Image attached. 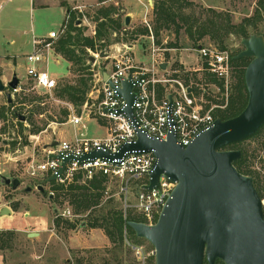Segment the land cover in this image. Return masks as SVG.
<instances>
[{"label": "rangeland", "instance_id": "374dc122", "mask_svg": "<svg viewBox=\"0 0 264 264\" xmlns=\"http://www.w3.org/2000/svg\"><path fill=\"white\" fill-rule=\"evenodd\" d=\"M188 1L191 4L185 7L183 12L185 14H193L200 20H204L208 14L207 10L215 9L221 13L231 15L232 21L236 23L246 16L253 15L257 7L256 0ZM109 5H114L119 13H122L123 18L126 15L130 17V22L127 25L130 26V31L147 27L148 34L137 33L135 39H128L126 42L121 39L117 40L109 48L112 56L109 55L107 58H100L98 54H91L98 61L95 70L98 67L99 71H96V75L97 72L102 73L103 70L111 68L113 55H129L131 64L137 67H150L154 57L155 65L159 61L160 63H166L165 68L157 66L158 78L169 77V79H176L181 74L179 68L183 69L182 72L184 71L185 75L190 79L188 82L189 86L194 87L193 96L203 110H211L213 114L215 109H221L226 106L227 95L233 80L231 77L233 65L230 64V74L227 79H223L224 90H221L219 85L212 80L214 75L205 69H200V66L203 67L204 62L198 57L197 46L192 43L183 28L179 30L178 34L174 32V27H171L168 30H160L159 35H155L152 0H0V56L3 59L0 61V78L2 75L9 77L12 74L11 68L1 64V62H9L5 61L8 58L4 56H17L14 58L9 57V60L14 66L15 73L20 76L22 91L13 93V98L15 94L18 95L20 92H36V89L32 88L31 80L25 76L26 65L23 62L24 55L22 56L29 47L26 44L31 37V32L38 37H43L50 30H58L60 37L68 27L66 8L69 7L78 17L76 21H79V23L76 24H81L85 34L92 35V31L95 29L93 16L96 10ZM258 25L264 32V11H261V19L258 20ZM120 36L122 37V35ZM58 38L55 39V42ZM168 42L174 43L176 47L168 49L162 47ZM199 43L203 44V46L220 49L217 42L213 41L209 36H204L199 40ZM241 49H243V46L240 40L231 34L227 38L226 49L220 50H227L231 55ZM244 58L245 62L250 61V58ZM58 59L59 62L51 61L48 64L49 74L55 77L56 83L63 84L67 81H72L73 83L80 73L77 71L69 72L67 63L59 57ZM89 62L92 61L89 60ZM91 67L93 66L91 65ZM94 78L96 79V76ZM217 80L221 79L218 78ZM93 83L91 90L93 91L92 97H95L94 95L97 94L96 88L100 87L101 83H97V81H93ZM183 83L185 84L186 82ZM175 89L176 83L173 80L156 85L157 95L160 100L166 94L174 93ZM38 93L39 95L48 96V98L45 97V101L39 104L40 108L42 107L41 113L35 110L37 109V101L23 106L22 110L34 109L33 117L36 123L43 126L39 132H30L31 124H25V128L20 130L11 117L4 120L0 116V174L17 175L21 182L20 186L12 191L10 186L3 188L0 183L1 203L11 211L8 215H0V230H13L16 232L13 247L0 250V264H63L66 259L74 264V254H77V252H81L88 257L89 254L94 255L93 261L95 264H105L106 259L108 261L107 264H116L113 254L121 257V264H139L132 246H141L145 252L151 251L154 247L143 238L137 237L138 239L135 240L133 233L130 231L125 234L122 249H112V244L103 231L99 228L82 227L79 222L81 219L79 216H75L77 225L74 229H65L62 222L59 225L54 224L56 214L64 218H73L70 212L71 209L69 206H65L66 203L51 202L45 193L54 189H52L49 182H44L45 177L42 172L30 175L27 167L33 160L36 163L44 160L45 156L42 146L50 143L51 138L68 139L72 135L73 128L68 123H65L66 120L64 122L58 121V118L62 117L61 110L67 107L66 104L53 99L52 91L45 92L40 90ZM89 95L90 93L87 94V98ZM212 99H217L218 102H213ZM4 102L5 93L0 92V111ZM72 106L77 114L83 116V123L86 125L84 129H78V132L81 131L88 137L104 136L106 134L107 129L105 126L107 127V123L96 117V112L94 111L96 107L84 108V103L79 106ZM8 115L9 113H7ZM87 115L89 118H87ZM262 138H264V131L257 137L245 139L237 144L227 146L225 149H246L248 154L252 155L251 161L254 169L260 171V174L264 177ZM15 141L17 142L13 145L12 143ZM6 142L9 144H6ZM25 142L27 144H24ZM107 176L109 177V182L104 198L112 196L114 201L120 204L121 209H127L128 212L132 211L135 215H140L146 220L136 206L139 185L143 179ZM55 181L59 184L65 182ZM37 184H43L45 193H41L36 189ZM28 185L32 189L28 192L23 191L22 188ZM260 185H262V182H260ZM121 187H124V189H121ZM262 190L263 197L261 199L264 211V188ZM67 211H69L70 215L66 214ZM8 216L11 217L7 218ZM157 217H153V220L157 219ZM29 232H35L37 235L28 237ZM28 238L32 240H28ZM87 249L90 250V253L85 252ZM148 263L155 264V257L149 256ZM215 264L221 263L216 261Z\"/></svg>", "mask_w": 264, "mask_h": 264}, {"label": "water", "instance_id": "95a60500", "mask_svg": "<svg viewBox=\"0 0 264 264\" xmlns=\"http://www.w3.org/2000/svg\"><path fill=\"white\" fill-rule=\"evenodd\" d=\"M151 1V0H149ZM130 17H124L127 26ZM79 23V21H76ZM241 49L234 58H250L245 67L244 83L248 98L244 108L235 116L221 120L215 118L211 125L200 130L183 146L177 141L174 121L171 117L172 96L168 95V120L170 128L166 139L150 137L142 130L133 113L134 81L131 75L123 78L121 86H113L125 104L120 112L132 123L135 139L122 143L117 151L94 149L79 156L63 155L55 173L44 178V182L55 181L63 172L67 162L76 160L81 164L87 160L113 159L126 152L150 151L155 160L143 189H151L164 175L175 183L154 223L128 220L136 237L147 240L155 252V264H264V211L262 199L253 178L240 173L234 161L241 157L240 149H225L230 143L247 139L264 124V37L251 34L240 40ZM199 47V46H198ZM100 58L108 53L100 51ZM88 59L95 62L94 56ZM161 68L166 63H161ZM107 72L102 73V79ZM19 78L14 72L7 83L0 78V92L5 93L7 103L12 101L9 89L17 88ZM20 121L25 115L16 112ZM53 141L51 145H55ZM0 181L15 190L20 186L18 177L0 174ZM31 186H25L28 192ZM40 192L43 184L36 185ZM49 198H52V193ZM7 206L0 215H8ZM37 235L29 232L28 237Z\"/></svg>", "mask_w": 264, "mask_h": 264}, {"label": "trees", "instance_id": "16d2710c", "mask_svg": "<svg viewBox=\"0 0 264 264\" xmlns=\"http://www.w3.org/2000/svg\"><path fill=\"white\" fill-rule=\"evenodd\" d=\"M152 1L154 33L156 36L159 35L160 30H168L174 27V32L178 34L179 30L183 28L195 46H203V44L199 43V40L204 36H209L213 41L217 42L220 49H226L227 38L231 34L236 36L239 40L249 37L251 34L262 35L264 37V32L258 25V20L261 19V11H264V0H256L257 7L253 15L246 16L236 23L232 21L231 15L221 13L215 9L207 10L208 14L205 16L204 20H200L193 14H185L183 12L184 8L191 4L188 0ZM66 16L68 18V27L65 33L55 42V51L59 58L67 63L69 72L77 71L80 74L73 83L72 81H67L63 84L56 83V86L51 91L53 93V99L62 101L66 104L79 106L86 100L87 94L94 85L93 81L95 82L94 74L96 71H99L98 67L97 70H95L98 61L96 60L94 63L89 62L88 57L91 54L97 55L100 51L110 53L111 51L109 48H111L117 40L121 39L123 42H126L128 39H135L137 33L148 34V28L143 27L142 29L130 31V26L124 24L122 13H119L114 5L100 7L96 10L93 16L95 29L92 31V35L85 34L81 24H76L78 17L69 7L66 8ZM120 35H122V37ZM162 47L168 49L176 47V45L168 42ZM239 51L240 50L230 55V63L233 65L231 71L233 80L231 82V89L227 95L226 106L221 109H215L213 111L214 118L218 117L221 120L231 118L237 115L246 105L248 93L244 83V71L248 62L244 61V57L234 58ZM91 65L93 67H91ZM179 70L181 74L178 73V78L182 79L181 81L186 82L185 84L189 86L188 82L190 79L185 75L184 71L182 72V68H179ZM213 77V82L217 83L221 90H224L223 79L217 80L218 78L215 76ZM191 88L194 89L193 86H191ZM45 97L48 98L47 95L37 94V91L29 93L20 92L18 95L15 94L10 103H7L5 99L1 107L0 116L4 120L11 117L20 130L25 128V124H31L32 128L30 132L37 133L42 130L43 126L36 123L33 117L34 109L23 111L22 108L23 106L30 105L37 101V109L35 110L41 113L42 107L40 108L39 104L45 101ZM212 100L213 102H218L217 99ZM6 112L9 113L8 116ZM16 112L24 114L25 121H20L16 116ZM61 115L62 117L58 118V121L64 122L68 116L67 107L61 110ZM263 131L264 124L247 139L257 137ZM262 139L261 146L264 147V138ZM16 142L17 141L12 144L15 145ZM239 142L230 143L227 146ZM6 144L9 143L6 142ZM24 144H27V142ZM239 149L241 150V157L234 161V166L240 173L249 175L253 178L257 192L262 198L263 195L261 191H263L262 188H264V177H262L260 171L254 169L251 161L252 155H249L248 151L244 148ZM9 177H17V175L12 174L9 175ZM108 182L109 177L103 172H98L87 179L84 172L78 170L72 175L70 180L64 183L59 184L56 183V181H50L49 184L54 190H50L46 193L43 191L41 193H45L48 198L52 193V198H49L51 202L66 203L65 206H69L71 209L70 212L73 218H64L56 214V219L54 220L55 225H59L62 222L64 223L65 229H74L77 225L75 216H79L81 218L79 222L82 227L101 229L112 244V249H122L127 231L133 233L135 240L138 239L134 231L126 225V222L128 220L144 222L145 220L140 215H135L132 211L128 212L127 209H121L120 204L115 202L112 196L104 198V193L107 192ZM260 182H262V185H260ZM15 237L16 232L13 230H0V250L12 248ZM28 240L32 239L28 238ZM85 252L90 253V250L87 249ZM75 254L74 264H95L93 261L94 255L89 254L88 257L81 252ZM113 256L116 264L122 263L121 257L117 254H113ZM216 261L224 264L221 260ZM107 263L108 261L106 259L105 264ZM63 264H72V262L66 259L63 261ZM204 264H206V261H204Z\"/></svg>", "mask_w": 264, "mask_h": 264}, {"label": "built area", "instance_id": "2783aa9c", "mask_svg": "<svg viewBox=\"0 0 264 264\" xmlns=\"http://www.w3.org/2000/svg\"><path fill=\"white\" fill-rule=\"evenodd\" d=\"M58 37V30H50L43 37L32 36L30 51L24 56L26 65L25 76L31 80L32 88L36 89L37 92L40 90L51 92L56 86L55 77H52L48 72V64L51 61L59 62V56L55 51V39ZM196 51L198 57L204 62L203 67L200 66V69H205L219 79L228 78L231 63L230 54L227 50L199 46L196 48ZM109 55L112 56L111 52L108 53ZM152 59L150 67H137L131 64L129 55H113L111 68L102 71V73L104 71L107 72V78L103 80L101 72H97V75L94 74L96 76L95 82L101 83L100 87H94L97 94L94 95L95 97H92L93 91L91 90L89 97L83 102L84 108L90 109V107H96L94 108L96 117L107 123V127L105 126L107 129L106 134L101 137H88L81 131L78 132V129L86 127L83 123V116L77 114L71 104L65 103L68 108V116L65 123H68L73 128L71 137L68 139L51 138L50 143L42 146L45 156L44 160L37 163L34 160L31 161L27 167L28 173L35 175L36 172H42L44 177H47L55 173L59 168L61 163L60 156L66 154L79 156L84 152L94 149L115 152L122 143L135 139L132 123L124 113L120 112L125 101L116 94L115 89L107 83V79L111 81L113 86H121L122 79L131 75L134 81L133 92L135 94L132 105L133 113L139 127L150 137L160 140L166 139L170 128L168 120L169 94L172 96L171 117L174 121L173 127L177 141L181 145L186 146L200 130L211 125L215 119L211 110L205 111L202 109L193 96V92L189 90L190 86L184 84L179 78H158L157 72L158 67H161V63L159 61L155 65V58L153 57ZM169 80H173L176 83L175 92L166 94L160 100L157 95L156 85L166 83ZM20 83L19 79L17 88L10 89L12 94L21 90ZM87 118H89L88 115ZM53 141H57V143L52 146L51 143ZM154 160L155 156L150 151L126 152L119 158L111 160L96 158L94 160H87L81 164H78L76 160H71L66 163L63 172L57 180L61 182L70 180L72 175L78 170H82L88 179L99 170V172H103L104 174L120 178L143 179L139 185L136 206L145 216V223H154L155 219L153 220V217L156 218L158 216L167 197L175 186L174 182L161 175L156 186L151 189L142 188L143 184L148 183L149 172ZM121 189H124V187H121ZM66 214L70 215L69 211ZM132 249L139 264H149V256H155L154 249L145 252L138 245H133Z\"/></svg>", "mask_w": 264, "mask_h": 264}, {"label": "crops", "instance_id": "0c3cea01", "mask_svg": "<svg viewBox=\"0 0 264 264\" xmlns=\"http://www.w3.org/2000/svg\"><path fill=\"white\" fill-rule=\"evenodd\" d=\"M32 36H36V34H34L33 32H31V37H30V39H28L29 41H28L27 44H26V45H28L29 47L27 48V51H26L25 53L22 54V56H23V55L25 56V54H26L28 51H30V41H31ZM4 57H7L8 59L5 60V61H9V62H1V64H2L3 66H7V67L11 68V69H12V74H13V73L15 72V70H14V66H13V65L11 64V62H10L11 60H9V57L14 58V57H17V56H4ZM1 60H3V59H2L1 56H0V61H1ZM23 62H25V61H24V57H23ZM12 74H11L9 77H5L4 75H2V76H1V80L3 81V83H7V81L10 80ZM16 75H17V74H16ZM17 77L20 79V76L17 75ZM6 89L9 90L8 87H6ZM189 90H190L191 92L194 91V89L191 88V87L189 88ZM5 99H6V97H5ZM12 99H13V95H12ZM94 137H95V136H94ZM96 137H101V136H96ZM0 183H1V182H0ZM1 184H2L3 188L8 187L7 185H4L3 183H1ZM10 190L12 191L13 189L10 188ZM1 202H2V193H1V195H0V209H1V207H3V204H2ZM10 217H11V216H8L7 218H10ZM0 220H1V217H0Z\"/></svg>", "mask_w": 264, "mask_h": 264}]
</instances>
